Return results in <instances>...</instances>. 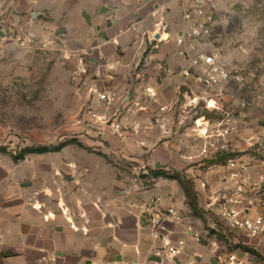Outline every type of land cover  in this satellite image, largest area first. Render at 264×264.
<instances>
[{
	"label": "crops",
	"instance_id": "1",
	"mask_svg": "<svg viewBox=\"0 0 264 264\" xmlns=\"http://www.w3.org/2000/svg\"><path fill=\"white\" fill-rule=\"evenodd\" d=\"M180 20L179 0H0V39L10 38L14 27L36 30L42 39L58 35L69 54L84 55L88 87L109 92L112 106H121L115 113L108 107L112 122L121 128L118 135L131 136L120 144L117 134L106 126L115 144L89 152L61 149L60 160L52 165L57 174H44L38 183L15 176L12 161L0 164V264H167L163 244L173 245L179 239L185 241L184 252L172 264H213V253L221 245L210 237L196 244L186 235L185 224H201L202 219L191 214L177 183L158 178L146 190H136L134 178L110 159L114 155L116 160H137L139 166L132 165L133 169L185 167L187 177L198 173L189 167L195 162L190 156L192 147L185 139L187 154H179L176 140L184 135L164 122L174 117L179 103L185 107V99L193 95L198 83L193 75L183 76L187 62L175 54ZM157 25L167 28L161 33ZM159 35L160 41L152 40ZM146 87L155 90L154 100L146 95ZM92 106L101 107L95 101ZM205 110L211 118L201 114L193 123L204 116L210 126L234 127L226 124L229 119L214 117L218 108ZM168 132L173 136L163 141ZM211 167L215 173L222 164L213 162ZM248 173L264 175V168H249ZM215 175L205 177V189L199 181L204 189L199 188L203 201L199 209L203 208L205 217L214 212L207 206L215 199ZM157 198L161 212L174 207L183 218L178 225L164 223L160 238L153 239L147 216L136 209ZM258 213L264 216V208L248 211L250 216ZM215 224L211 222L210 228L221 232ZM226 236L251 250H235L247 264H264V234L247 238L227 232Z\"/></svg>",
	"mask_w": 264,
	"mask_h": 264
},
{
	"label": "rangeland",
	"instance_id": "2",
	"mask_svg": "<svg viewBox=\"0 0 264 264\" xmlns=\"http://www.w3.org/2000/svg\"><path fill=\"white\" fill-rule=\"evenodd\" d=\"M213 17L210 34L200 42V47L205 52H217L222 63L231 70L239 71L243 80L237 85H223L222 92L199 82L196 86L193 84V95L185 99V107L180 108L183 102L179 103L173 111L174 117L169 121L164 120L168 122L166 127L172 130L177 127V131L184 135L176 140L179 154L185 157L187 153L183 149L187 143L192 147L190 156L195 162L189 167H193L199 175L197 173L191 177L189 174L188 178L185 167L158 168L165 170L170 177L176 176L189 189L190 195H195L198 207L203 205L199 188L205 189L200 186V179L207 188L208 179L205 177L212 178L216 174L217 178L213 179L216 187H219L222 170L214 173L215 169L211 167L213 162L219 163L218 154L227 153L231 155L229 158L243 162L264 157V150L260 147L264 128V0H216ZM14 29L10 38L0 39V164L12 161L15 176L38 183L44 174H57L52 165L60 160L61 149L73 147L89 152L91 149L109 148L115 142L111 140L113 136L106 126L88 118L90 111L100 113L105 110L92 106L89 92L92 88L86 83L87 75L75 77L73 74L79 54H69L58 35L42 39L36 30ZM210 100H214V107L218 108L214 117H221L223 121L229 119L226 124L234 127L232 134L229 133L230 137L219 139L208 155L200 156V148L211 138L196 136L194 131L198 129L193 119L206 114L205 105H211ZM133 108L137 107L133 105ZM119 109L121 106L116 103L110 111L115 113ZM188 128L192 129L189 135L186 134ZM125 129L124 132L127 131ZM172 136L171 132L165 133L163 141L170 140ZM115 137L120 144L131 138L126 134ZM249 139H252L250 143L247 142ZM40 149L48 152L35 153ZM107 153L113 155L109 151ZM111 157L115 160L113 166L124 169V173L133 180L142 178L141 173L145 170L147 180L142 185L134 181L136 190H146L154 184L156 179L149 174L150 170L155 169L154 166L133 169L132 165L139 166L137 160H125L119 156L116 160L117 156ZM169 181L180 187L178 181ZM210 213L209 217L202 215L201 224L190 222L194 229H199L200 243H205L206 238L210 237L220 243L221 250L235 251L238 244L231 242V237L226 236V227L217 221L214 212ZM211 222L221 226L222 231L211 229Z\"/></svg>",
	"mask_w": 264,
	"mask_h": 264
},
{
	"label": "built area",
	"instance_id": "3",
	"mask_svg": "<svg viewBox=\"0 0 264 264\" xmlns=\"http://www.w3.org/2000/svg\"><path fill=\"white\" fill-rule=\"evenodd\" d=\"M179 1L181 5V23L176 30L174 45L176 47V56L187 62V68L182 72L183 76L193 75L205 87L220 92L223 91V85L228 83L240 84L243 77L239 71L227 68L220 60L217 52H205L200 47V42L210 34V27L214 20L213 8L216 0ZM157 26L161 33L167 28L164 25ZM160 39L159 35L157 39L153 38L152 40L160 41ZM73 74L75 77L87 75L84 55L79 54L77 56ZM89 92L92 100L97 102L105 111L102 110L100 113L90 111L88 118L103 126H110L111 133L118 135L121 132V128L118 124L112 122L114 116L108 113V107L114 101L113 96L109 92H100L96 88L90 89ZM145 93L151 100L156 98V92L152 87H146ZM214 106L215 102H212V105L209 106L208 103L205 105L210 110H215L216 107ZM160 111H165V108H160ZM159 120L156 118L155 123H158ZM200 121L202 123H199ZM194 126L198 129L197 132L194 131L197 137L201 139L211 138L210 141H206V144L200 148V156L208 155L210 148L216 147V141L228 136L232 130L231 126H210L209 121L204 116L196 119ZM251 141L252 139H249L247 142L250 143ZM260 147L264 150V128L261 131ZM254 167L264 168V157L248 162L234 158L225 160L221 167L222 175L218 181L219 187L214 192L215 199L207 206L210 209L214 207L217 221L226 227L230 234L247 238H256L264 234V216L260 213L253 216L248 214V211L254 208H264V175L257 173L255 176H251L248 173V169ZM141 174L142 178L138 177L134 180L139 185H142L147 180L145 170ZM159 202L157 198L151 204L136 209L141 215L147 216V225L150 228L153 239L160 238L164 223L178 225L182 223L183 218L174 207L167 208L165 212H161ZM235 205H242L243 208L236 209ZM221 229L220 226L219 231H222ZM185 233L194 243L198 244L200 242L201 236L190 222L185 224ZM184 248L185 241L183 239L177 240L173 245L170 242L163 244L162 250L165 251L167 264L174 263L173 260L183 254ZM212 258L213 264H247L235 251L228 252L220 248L214 251Z\"/></svg>",
	"mask_w": 264,
	"mask_h": 264
},
{
	"label": "trees",
	"instance_id": "4",
	"mask_svg": "<svg viewBox=\"0 0 264 264\" xmlns=\"http://www.w3.org/2000/svg\"><path fill=\"white\" fill-rule=\"evenodd\" d=\"M206 117L208 118H211V116L209 114H205ZM45 152H48L46 151V149H40V150H36L35 153H45ZM231 155L230 154H227V153H220L218 154L217 156V160L219 161L220 164H223L225 160L229 159ZM15 160H17V158H14ZM149 174H150V177L153 178V179H158V178H164V179H169V180H176L178 181L183 193L185 194V198L187 199L186 202H187V205L189 206L190 210H191V214L195 217H198V218H201L202 219V211L199 209V207L196 205V198L195 195L194 197H192L190 195V193L188 192L189 189L187 187H185V185H183V183L179 180H177L176 176L174 177H170L168 176L169 174L166 173L165 170H161V169H152L149 171ZM197 206V207H196ZM236 250L237 249H241L243 251H251L250 249L246 248V247H242L240 245H237V247H235Z\"/></svg>",
	"mask_w": 264,
	"mask_h": 264
},
{
	"label": "bare ground",
	"instance_id": "5",
	"mask_svg": "<svg viewBox=\"0 0 264 264\" xmlns=\"http://www.w3.org/2000/svg\"><path fill=\"white\" fill-rule=\"evenodd\" d=\"M163 39L165 40V39H167V36H163ZM212 105V104H211Z\"/></svg>",
	"mask_w": 264,
	"mask_h": 264
},
{
	"label": "water",
	"instance_id": "6",
	"mask_svg": "<svg viewBox=\"0 0 264 264\" xmlns=\"http://www.w3.org/2000/svg\"><path fill=\"white\" fill-rule=\"evenodd\" d=\"M155 168H156V169H158V168H161V167H159V166H156Z\"/></svg>",
	"mask_w": 264,
	"mask_h": 264
}]
</instances>
